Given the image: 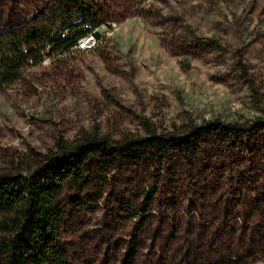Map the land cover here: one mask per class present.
I'll list each match as a JSON object with an SVG mask.
<instances>
[{
    "label": "rangeland",
    "instance_id": "obj_1",
    "mask_svg": "<svg viewBox=\"0 0 264 264\" xmlns=\"http://www.w3.org/2000/svg\"><path fill=\"white\" fill-rule=\"evenodd\" d=\"M85 1L0 0V34L85 6L107 28L0 87V173L107 138L62 186L71 264H264V0ZM150 135L166 145L116 149Z\"/></svg>",
    "mask_w": 264,
    "mask_h": 264
},
{
    "label": "trees",
    "instance_id": "obj_2",
    "mask_svg": "<svg viewBox=\"0 0 264 264\" xmlns=\"http://www.w3.org/2000/svg\"><path fill=\"white\" fill-rule=\"evenodd\" d=\"M73 1L76 0H59L60 4L67 5H72ZM82 3L86 5L85 0ZM59 15L63 24L56 28L54 25L33 27L25 24L0 34V87L20 79L29 60L39 61L41 51L48 44L51 49L69 50L75 39L84 33L81 24H72L74 18L80 17L93 26L100 24L88 6L76 16L69 17L65 12ZM65 30H70V34L62 38ZM227 128L219 124L213 129L223 135L232 133ZM205 133L213 131L200 126L189 137L197 141ZM166 143L163 137L150 135L125 138L116 149L121 153L137 154L141 150L162 148ZM110 147L107 138H93L84 144L65 146L60 153L45 155L44 162L27 173H0V264H71L60 237L62 186L67 179L79 178L90 153L99 150L105 153Z\"/></svg>",
    "mask_w": 264,
    "mask_h": 264
},
{
    "label": "built area",
    "instance_id": "obj_3",
    "mask_svg": "<svg viewBox=\"0 0 264 264\" xmlns=\"http://www.w3.org/2000/svg\"><path fill=\"white\" fill-rule=\"evenodd\" d=\"M72 24H81L84 33L75 39L73 44L69 47V50L75 52H89L93 50L99 41V38L107 29L105 23H100L96 26L91 23L83 22L80 17L74 18ZM70 34V30L62 32L61 37L64 38Z\"/></svg>",
    "mask_w": 264,
    "mask_h": 264
}]
</instances>
